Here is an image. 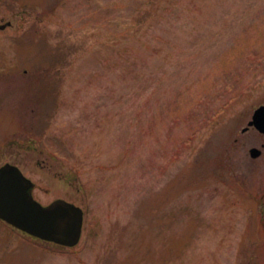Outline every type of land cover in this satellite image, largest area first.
<instances>
[{
    "label": "rangeland",
    "instance_id": "obj_1",
    "mask_svg": "<svg viewBox=\"0 0 264 264\" xmlns=\"http://www.w3.org/2000/svg\"><path fill=\"white\" fill-rule=\"evenodd\" d=\"M263 11L264 0H0V26L12 25L0 31V167H21L42 204L86 214L73 249L1 222L0 264H264V135L244 131L264 106V55L239 63L242 97L221 98L235 70L203 87Z\"/></svg>",
    "mask_w": 264,
    "mask_h": 264
},
{
    "label": "water",
    "instance_id": "obj_2",
    "mask_svg": "<svg viewBox=\"0 0 264 264\" xmlns=\"http://www.w3.org/2000/svg\"><path fill=\"white\" fill-rule=\"evenodd\" d=\"M6 27L3 25L0 29ZM250 126L264 134V107L257 109ZM250 153L254 159L262 155L257 148ZM34 188V183L17 166L8 164L1 167L0 219L32 237L62 247H76L84 228L83 210L63 200L42 206L32 195Z\"/></svg>",
    "mask_w": 264,
    "mask_h": 264
},
{
    "label": "trees",
    "instance_id": "obj_3",
    "mask_svg": "<svg viewBox=\"0 0 264 264\" xmlns=\"http://www.w3.org/2000/svg\"><path fill=\"white\" fill-rule=\"evenodd\" d=\"M264 25V11L251 23L250 27L248 29H245L241 34L240 38L230 47L229 50L224 52L221 56V60L218 62V64L215 66V72H211V75H209V78L205 79L203 84V87L206 93H210L209 89L211 87H214L216 83L214 82L213 77L215 74H219V72H222L223 75H230L233 70L235 72L237 71V74L235 75L236 80L234 81V84L232 85L230 92L226 96H222V99H226L228 95L234 94L237 97H242V95H245L244 92V86L241 84L243 82V77L246 75V67H239V63L244 61L245 59H251L246 58L250 57L249 55L253 53L255 56H259L258 58L255 57L254 62H258L259 64H262L263 61H260L264 55V46L261 48V50L255 48L254 44L264 39V34H262L261 26ZM249 31V32H248ZM251 31H254L257 33L258 36H255ZM253 64V62H252ZM251 70V69H249ZM264 72V67L262 69V73ZM249 73V72H248ZM258 70L256 69L254 71L253 76H257ZM203 83V82H201ZM240 86V87H239ZM224 107H227L226 104H223ZM192 110V109H191ZM189 112V110H187Z\"/></svg>",
    "mask_w": 264,
    "mask_h": 264
}]
</instances>
